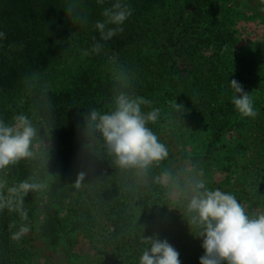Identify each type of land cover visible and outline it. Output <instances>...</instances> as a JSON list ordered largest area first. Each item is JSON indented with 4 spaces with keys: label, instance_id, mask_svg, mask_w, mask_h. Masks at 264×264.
I'll use <instances>...</instances> for the list:
<instances>
[{
    "label": "rangeland",
    "instance_id": "obj_1",
    "mask_svg": "<svg viewBox=\"0 0 264 264\" xmlns=\"http://www.w3.org/2000/svg\"><path fill=\"white\" fill-rule=\"evenodd\" d=\"M16 2L12 5L17 6ZM34 3L43 13L46 23L53 20L55 26L50 35L53 39L58 36L71 37L74 33L78 35L94 25L91 22L87 26L72 23L65 6L73 4L77 10L85 7L89 12L96 5L95 0H35ZM135 7L137 10L134 13L138 14L136 20L129 17L121 25L123 32L116 35L122 41L120 56L116 52H109L106 54L109 56L108 63H102L92 62L91 56L75 54L54 86L57 92L69 91L75 77L87 70L94 74L111 73L115 78L121 77L119 68L125 61L118 62L117 57L150 59L148 78L136 96L153 101L151 106H143L144 112L152 107L161 109L158 120L149 123L148 127L166 146L168 156L150 166L147 175L135 168L121 169L123 174L120 177L124 179L125 189L132 187L135 199H113V205L120 211L121 217L133 219L136 225L133 232L139 229V219L160 220L163 211H166V216L170 213L188 224L186 206L191 196V180L198 176L202 168L204 177L199 178L205 179L209 188H219L235 195L249 213L264 211V0H136ZM100 19L102 17L98 16L97 20ZM178 23L187 25L191 28L190 32L214 29L212 42L217 43L201 48L197 56L201 66L195 77L189 72L182 74L171 68L178 63L179 56L173 47L165 49L162 46L161 39L170 45V38H176L175 34L180 31ZM160 25H163L162 29H157ZM147 27L156 29L157 46H152L151 37L145 34ZM129 36H134L135 42L124 44ZM224 37L228 42L224 44L225 55L221 57L218 40ZM233 79L253 97L258 110L256 118H241L235 111L231 103L233 90L229 85ZM62 81L64 83L60 84ZM175 99L188 110L186 113H177L168 105V101ZM112 108L113 102L101 113L109 112ZM23 111L37 129L30 146L34 155L0 171V180H6L7 187L18 185L28 177L35 180L34 176L25 174L30 169L37 173L38 183L47 185L40 190L41 193H48L55 175L46 164L49 156L62 152L71 159V172L66 179L64 177L71 191L63 205H54L59 208L58 216L62 218L58 238L52 240L43 234L47 213L43 205L33 209L31 200L39 199L34 191L24 197L23 207L28 212V221H21L19 216L15 218L17 226L21 223L31 226L29 234L19 242L30 253L28 264H114L118 243L110 236L114 232V225L107 215L96 214L94 202L89 199L82 180L79 187L76 186L84 145L93 147L99 155L113 157L108 153L102 136L96 133L94 136L86 135L84 139L69 136L61 140L31 106L24 105ZM14 116L0 109V120L6 124H13ZM103 163L101 168L106 171L108 163ZM165 173L171 177L167 184L158 180ZM116 180L113 174L106 173L104 181L107 186L110 187V181ZM145 192L163 198L159 199L161 210L158 213H155V209L151 212L153 209L149 208L157 199L152 196L148 198ZM163 201H166L165 204H162ZM89 211L96 215L95 221L88 216ZM125 212L127 216H123ZM176 223L178 221H166L163 225L171 228ZM188 233L175 249L179 252L181 264H192L194 255L197 256V264H200L199 258L204 254L202 240L196 237L195 229L191 228ZM197 242L200 246L195 248Z\"/></svg>",
    "mask_w": 264,
    "mask_h": 264
},
{
    "label": "trees",
    "instance_id": "obj_2",
    "mask_svg": "<svg viewBox=\"0 0 264 264\" xmlns=\"http://www.w3.org/2000/svg\"><path fill=\"white\" fill-rule=\"evenodd\" d=\"M11 1L0 0L2 2L0 31L6 33V38L0 40V109L7 111L9 116L25 115L23 106H31L36 115L57 134L58 139L65 140L69 136H79L84 139L87 135L85 117L89 115L91 109L100 112L108 109L114 97L121 91L133 95L139 94V90L148 78L149 58L133 60L117 57L118 62L125 61L119 68L122 78H115L111 73L102 75L100 72L94 74L87 70L75 77L71 90L57 92L54 89V86L57 85L55 82L61 78L73 55L84 57L81 50L91 47L93 36L99 39L98 32H95L92 26L86 29L87 31L79 32L78 35L58 36L53 39L50 35L51 29L55 26L54 22L49 20L46 23L43 13L34 3L35 0H19L18 2L13 0L12 3L16 2L17 6L10 4ZM125 2L133 9V14L130 17L136 20L138 15L134 13L137 10L136 0H125ZM101 9L97 4L92 7L88 12L89 23H95L98 16H101ZM162 26L160 25L157 29H162ZM177 27L180 31L175 34L176 38H170V45L161 39L162 46L165 49L173 47L179 56L178 63L171 68L181 71L182 74L189 72L195 77L198 67L201 66L197 62V56L202 51L201 48L217 43L212 42L214 29H196L190 32L191 28H188L187 25L183 26L178 23ZM144 31L148 37H151L152 46H157L156 29L147 27ZM119 39L117 36L113 37L106 45L105 50L100 55H90L93 57L90 60L108 63L109 56L106 54L109 52H116L120 56L119 48L122 46V41ZM134 40V36H129L124 44L134 43ZM218 42H220L218 48L221 52H219V56L222 57L225 55L223 47L224 44H227L228 39L224 37ZM226 48L229 49V46ZM165 54H167L166 51ZM63 83L64 81L60 84ZM79 146L82 147V144L80 143ZM81 155L80 173L85 174L82 185L89 194V199L94 202L96 214L99 212L102 216L107 215L109 221L114 225V232L110 235L112 240H118L114 264H139V257L145 248V237L157 235L160 239L167 240L174 248L180 246L181 242L185 240L184 235L189 234L188 231L191 230L188 224L177 220L180 217L170 213L166 216V211H163L160 213V215L162 214L160 220L139 219L137 222L139 229L137 228V231L133 232V227L136 226L133 224V219L121 217L120 211L115 208L112 202L113 199H135V190L132 187L125 189L124 179L120 177L123 171L114 163V157L99 155L95 153L93 147L86 145L81 148ZM103 161L108 163L106 171L101 168L104 164ZM46 164L54 171V183L48 193L47 191L42 193L34 191L39 199H32L31 205L34 210L43 205L47 213L43 234L54 240L58 238V231L62 224V218L58 216L59 208H55L54 205H63L68 199L69 190L71 191L64 181V177L66 179V175L69 176L71 172V159L62 152H57L49 156V162ZM106 173L107 175L113 174L117 178L116 181H110L112 183L110 187L104 181ZM25 174L34 176L35 180L31 177V182H38L36 172L28 169ZM109 189L112 191H108ZM144 194L148 198L152 196L157 199L152 202V206L149 208L153 209L151 212H154L155 209L157 210L155 213H158L161 210V204L158 205V202L160 203L159 199L163 198L156 194L148 195L147 192ZM165 202L163 201L162 204ZM18 216L16 212H9L7 209L0 212V264L29 263L30 253L28 250L21 247L19 242L10 239L11 232L14 230L10 228V224ZM88 216H92L95 221L94 213L89 211ZM123 216H127V212ZM173 220L178 221V224H172L171 228L164 227L163 224L166 221L172 223ZM56 226L58 228H55ZM199 244L197 242L194 247L197 248L200 246ZM196 258V255L192 256V264H197Z\"/></svg>",
    "mask_w": 264,
    "mask_h": 264
},
{
    "label": "clouds",
    "instance_id": "obj_3",
    "mask_svg": "<svg viewBox=\"0 0 264 264\" xmlns=\"http://www.w3.org/2000/svg\"><path fill=\"white\" fill-rule=\"evenodd\" d=\"M103 6L100 12L102 19L96 20L93 27L99 34L92 37V45L82 49L84 56L100 55L108 41L123 32L121 25L133 14L131 6L125 0H95ZM71 22L87 26L89 13L85 7L79 10L73 4L65 6ZM75 33L73 34V36ZM6 33L0 31V40ZM233 90L231 103L241 118H256L258 110L253 97L245 92L243 86L235 79L229 81ZM153 101L143 96H136L121 91L114 97L111 111L101 113L91 109L86 120V134L94 136L99 133L106 149L121 169L135 168L147 175L154 163L158 164L168 156L166 146L159 142L156 134L148 127L155 123L161 113L159 107H152L144 112L143 106H151ZM168 105L177 113L188 110L182 103L168 101ZM13 124L0 120V171L17 164L22 159L33 157L30 150L37 129L24 114L13 117ZM81 172L76 186L84 178ZM204 171L201 168L198 176L192 177L191 196L186 206L188 224L195 229L196 237L202 240L204 254L199 258L200 264H264V211L249 213L236 196L211 189L207 186ZM32 178L21 181L18 185L7 187L6 180H0V212L7 209L16 212L21 221H28V212L23 207L24 197L29 192L40 191L47 187L45 183L31 182ZM163 184L169 183L168 173L158 178ZM6 189V193H5ZM10 239L20 242L31 231L28 223L17 226L12 221ZM145 248L139 257V264H181L179 252L167 241L157 235L144 238Z\"/></svg>",
    "mask_w": 264,
    "mask_h": 264
}]
</instances>
